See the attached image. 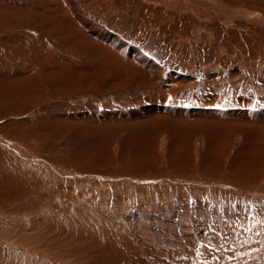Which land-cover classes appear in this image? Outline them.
Returning <instances> with one entry per match:
<instances>
[{"label":"rangeland","instance_id":"1","mask_svg":"<svg viewBox=\"0 0 264 264\" xmlns=\"http://www.w3.org/2000/svg\"><path fill=\"white\" fill-rule=\"evenodd\" d=\"M180 77L189 81L181 86ZM254 114L264 117V0H0V229L39 232L31 247L41 256L1 252L2 244L0 264H103L60 255L73 247L63 240L74 221L116 250L104 254L107 264H204L223 242L240 252L236 264L264 255V198L225 181L264 171V120ZM164 179L223 183L230 192Z\"/></svg>","mask_w":264,"mask_h":264},{"label":"bare ground","instance_id":"2","mask_svg":"<svg viewBox=\"0 0 264 264\" xmlns=\"http://www.w3.org/2000/svg\"><path fill=\"white\" fill-rule=\"evenodd\" d=\"M71 6H73V5H71ZM178 6V5H177ZM80 13V12H79ZM77 23V22H76ZM91 33H92V35H93V37L96 39H101V40H103V38H99L100 36L98 35H96V34H94L91 30H89ZM96 35V36H95ZM93 37H90V41H92L93 43H95V40H93ZM112 40H109L108 38H107V41L108 42H110L111 43V41H114V43H111L112 45H114L115 46V48H117L119 51H120V53L121 52H123V53H125L126 51H122V47L121 48H118V47H116L117 46V41L114 39V38H111ZM105 42H106V40H104ZM101 42V41H100ZM99 48H101L99 45H101V44H97V43H95ZM119 44V43H118ZM137 50H133L132 51V55H133V57L134 56H136V57H139V55H138V53L136 52ZM118 55V54H117ZM136 59V58H135ZM144 69H150V71L151 72H153L152 74H154V77L155 78H152V79H156V73H158V74H161V73H159V71H158V69H156L149 61H146V62H144ZM143 68V67H142ZM125 69V68H124ZM147 70V71H148ZM124 72V71H123ZM122 72V73H123ZM126 72H127V70H126ZM126 72H125V74H126ZM124 74V73H123ZM124 74V75H125ZM129 73H127L126 75H128ZM175 77H177V76H175ZM175 77H173V79H175ZM124 78H126L125 76H124ZM131 78V77H130ZM130 78H129V80H130ZM133 78V77H132ZM139 79V78H138ZM126 80H128V79H126ZM132 80V79H131ZM135 81V80H134ZM172 77L170 78V80H168L166 83H168L169 84V87L171 86V87H175V85H172L171 83H172ZM178 81V83H179V85H181V84H184V83H186L187 81H189V78H187V77H184V78H182V77H180V78H178V80H176V82ZM136 82V81H135ZM152 82V80L151 79H146V80H137V82L136 83H138L139 85H144V84H149V83H151ZM129 83V82H128ZM166 83H165V85H166ZM126 84V82H123V81H118L117 83H115L114 85L116 86V87H120V86H122V85H125ZM133 84H134V82H133ZM136 86V85H135ZM161 86V85H160ZM182 86V85H181ZM187 86V85H186ZM191 86V85H190ZM143 87V86H142ZM166 87V86H165ZM150 88V87H149ZM162 88H164V86L162 87ZM178 87H176V89H177ZM138 89V88H137ZM165 89V88H164ZM175 89V88H174ZM163 90V89H162ZM167 91H170V92H173V90H171L170 88H167ZM167 91H166V93H167ZM163 92V91H162ZM165 92V91H164ZM163 94V93H162ZM165 94V93H164ZM166 95V94H165ZM172 113H177L176 112V109L173 107L172 109ZM169 112H170V110H169ZM203 114H206L205 112H203V111H201ZM201 112H192L193 114H194V116H195V114H197V113H201ZM171 113V112H170ZM181 113H183V114H186V115H188V113L187 112H181ZM244 114H242L241 116H245L246 118H247V116H252V114L251 113H245V112H243ZM151 114V113H150ZM169 114V113H168ZM192 114V115H193ZM211 114V113H210ZM176 115V114H175ZM180 115V114H179ZM186 115H184V116H186ZM229 115H235V114H229ZM240 115V114H239ZM199 116V115H198ZM254 116L256 117V120L257 121H260V120H264V117H262L261 115H256V114H254ZM140 117V116H139ZM214 117V116H213ZM249 118V117H248ZM254 118V117H253ZM218 119V118H217ZM237 119H239V118H237ZM244 120V119H243ZM245 121H248V120H245ZM250 121H251V119H250ZM254 119H253V121H252V123L254 124ZM264 122V121H263ZM255 123H257V122H255ZM259 123V122H258ZM257 123V124H258ZM262 123V122H261ZM252 125V124H251ZM264 124H262V126H263ZM261 126V127H262ZM259 129H261V130H263V133H264V128H260L259 127ZM264 142V141H263ZM263 154V153H262ZM253 156V155H252ZM255 159V158H254ZM250 161V162H249ZM253 162V160H251V158H249L248 159V161L245 163V164H247L248 165V163H252ZM256 162V161H255ZM244 165V164H243ZM261 165V164H260ZM254 167V166H253ZM261 167V166H260ZM251 168V166H249V167H247V170H249ZM242 169H244V168H242ZM243 171V170H242ZM62 174V173H61ZM73 174V173H72ZM67 175V174H66ZM96 176V175H95ZM91 177V176H90ZM89 177V178H90ZM194 177V176H193ZM219 176H215V178L214 179H219L218 178ZM96 178V177H95ZM205 178V177H204ZM132 181H130V183L131 184H134V183H137L138 181L137 180H135V179H131ZM141 180V179H140ZM148 180H149V177H148ZM159 180H163V179H158V180H156L155 179V181L157 182V181H159ZM165 180V179H164ZM83 181V180H82ZM88 182L89 180H87V178L85 179V182ZM91 181V180H90ZM125 181H128V179L127 180H125ZM142 181H143V179H142ZM141 181V182H142ZM174 181V180H173ZM172 180L169 182V180H165V182L163 181V183H167V185L168 186H170L171 184L172 185H174V184H176V186H182V187H186V188H197V187H200L201 186V183L199 182V181H197V180H188V181H184V180H175L174 182H173ZM220 181V180H219ZM225 181H230L231 183H232V185L233 184H235L236 185V187L237 188H235V187H233V189H236L237 191H239L240 193H242V194H245V193H247V194H249V195H252V196H256V197H258V198H264V188L263 189H261L260 188V185L261 184H263L264 185V171L263 172H260V173H249V172H235V173H232V175L229 177V178H225ZM109 182V181H108ZM111 182H114L113 184H115L116 182H118V180H111ZM227 182V184H229ZM110 183V182H109ZM159 183H161L160 181L155 185V186H157V185H159ZM162 183V184H163ZM204 183V182H203ZM230 183V184H231ZM179 184V185H178ZM222 185H224L223 183L222 184H220V183H217V184H213V185H210V184H202V186H201V188L200 189H202V188H204V190H205V188H214L215 190H218V191H221V192H223V191H225V192H230V190H224L225 189V187H222ZM154 186V187H155ZM176 186L175 187H173V188H176ZM205 186V187H204ZM131 187V186H130ZM148 189H149V187H148ZM158 190V189H157ZM167 190V189H166ZM164 191V190H163ZM191 191V190H190ZM208 191H209V189H208ZM217 191V192H218ZM165 192V191H164ZM169 192V191H168ZM201 192V191H200ZM224 192V193H225ZM163 193V192H162ZM196 193V192H195ZM23 195L24 196H26V199H27V197L28 196H30V195H32V193H30V191L29 192H23ZM35 195V194H34ZM123 195V194H122ZM158 195V194H157ZM173 195H175V194H173ZM209 195V194H208ZM210 196H211V194H210ZM33 197H37V196H33ZM159 197V196H158ZM166 197V196H165ZM177 197V196H176ZM206 197H207V195H206ZM25 198V197H24ZM32 198V197H31ZM121 198V197H120ZM164 198V197H163ZM178 198V197H177ZM25 199V200H26ZM157 199V198H156ZM162 199V198H161ZM180 199V198H179ZM208 199V198H207ZM32 200V199H31ZM167 200V199H166ZM177 200V199H176ZM33 201L37 204V206L42 210V211H46V209H44V207H46V206H44L45 204H44V198L41 200V201H39L38 200V198H35V199H33ZM179 201V200H178ZM50 203V202H49ZM179 203H180V201H179ZM174 204V203H173ZM61 205V204H60ZM50 206V205H49ZM48 206V207H49ZM51 206H53V205H51ZM59 206V205H58ZM57 206V207H58ZM175 206V205H174ZM211 206V205H210ZM70 208V207H69ZM72 209H73V207H71ZM48 209H50V208H48ZM47 209V210H48ZM58 209V208H57ZM55 210V207H54V211H58V210ZM62 209V208H61ZM76 209V208H75ZM52 210V208H51V212L53 211ZM64 210V209H63ZM77 210V209H76ZM76 210H75V212H76ZM59 211H61V210H59ZM64 211H67V210H64ZM63 211V212H64ZM48 212V211H47ZM63 212H61V213H63ZM68 212L69 211H67L66 213H63V214H68ZM72 212V211H71ZM153 212V211H152ZM45 213V212H44ZM56 213V215L55 216H57L58 214H57V212H55ZM60 213V212H59ZM159 213V212H158ZM31 214H33V213H31ZM54 214V213H53ZM88 214V213H87ZM86 215V214H85ZM84 215V216H85ZM89 215V214H88ZM45 216H47V215H45ZM58 217V216H57ZM56 217V218H57ZM63 217H65V216H63ZM87 217V216H86ZM103 217V218H102ZM55 218V219H56ZM99 221L101 222H103V224H105V222H106V220H108V218H106V217H104V216H102V215H99ZM129 217H127V220L129 221V219H128ZM135 218H137V217H135ZM69 219V218H68ZM88 219V218H87ZM112 219V218H111ZM138 219V218H137ZM32 220H35L36 222H37V219L36 218H32ZM89 221H92L91 219H88ZM192 220V219H191ZM74 221V220H73ZM96 221H97V219H96ZM136 221H138V220H136ZM140 221V220H139ZM138 221V222H139ZM196 220H194V222H195ZM59 222V221H58ZM99 222V223H100ZM108 222V221H107ZM80 222H78V221H74V224H76V225H74L73 226V230H74V232L72 231L71 233H69V234H67L63 239V241L64 242H66V243H69V244H72L73 245V247H68V249H65V248H62V250H61V252H60V255H62L63 256V254H66L67 256H69V257H71L72 259H75L74 261H76V259H77V261L79 260V257L77 258L76 256H86V257H89V258H91L92 260H94V262H95V259H97V261H98V263H100V262H102L103 264L104 263H108L109 261H110V258L109 257H107V255H105L104 256V254H108L109 255V252L112 250V248H107V246H104V245H101L100 243H98V242H96L95 241V238H93V234L92 233H90V231H89V233H87L86 234V232L84 231H81L79 228H77L78 226H80V224H79ZM89 223V222H88ZM97 224H93V222H91V224H93V225H91V226H88V227H95V226H99L98 225V222H96ZM139 223H141V222H139ZM170 223V222H169ZM60 224V223H59ZM132 224V223H131ZM130 224V222H129V225H131ZM135 224H137V223H135ZM135 224H133V225H135ZM174 224V223H173ZM49 225V224H48ZM108 225V224H107ZM137 225H139L140 226V224H137ZM176 225V224H175ZM174 225V226H175ZM244 225V224H243ZM103 226V225H102ZM132 226V225H131ZM136 226V225H135ZM179 226H182V225H179ZM217 226V225H216ZM106 227V226H105ZM111 227V226H110ZM137 227V226H136ZM141 227V226H140ZM177 227V226H176ZM175 227V228H176ZM81 228V227H80ZM142 228H143V225H142ZM179 228H182V227H179ZM178 228V229H179ZM224 228V227H223ZM228 228V227H227ZM63 229V228H62ZM78 229H79V231H78ZM84 229H85V227H84ZM111 229V228H110ZM109 229V230H110ZM113 229V228H112ZM128 229V228H127ZM149 229H151V227L149 228ZM177 229V228H176ZM230 229V228H229ZM83 230V229H82ZM135 230H137L136 228H135ZM144 230V229H143ZM223 229H221V231H222ZM66 231V230H65ZM88 231V230H87ZM105 230H103V232H104ZM139 231V230H138ZM149 231V230H148ZM227 231H228V229H227ZM239 231H241V228H240V230ZM45 232V231H44ZM43 232V233H44ZM68 232V231H67ZM92 232V231H91ZM106 232V231H105ZM115 231H114V229H113V233H114ZM175 232V231H174ZM206 232V231H205ZM219 232V231H218ZM224 232V231H223ZM25 233V228H23V227H21V226H17V227H15V226H6V228L5 229H0V248L2 247L1 245L2 244H4L5 246H4V250L3 251H1V252H6V253H10V254H14V251H15V248L14 247H16L17 249H19L18 250V254L20 253H26V251H32V252H34L35 250L31 247V245L33 244V242H34V240H35V238H34V235H35V237H38L39 236V232H37V233H34V234H32V235H26V234H24ZM101 233V232H100ZM111 233V232H110ZM145 233V232H144ZM230 233H231V230H230ZM230 233H228V234H230ZM64 234V233H63ZM106 234V233H105ZM132 234V233H131ZM157 234L158 233H156V232H154V233H148L147 235H149V240H153L155 237H157ZM21 235V236H20ZM50 235V234H49ZM53 235V234H52ZM100 235V234H99ZM98 235V236H99ZM128 235V234H127ZM169 235V234H168ZM181 235V234H180ZM216 235V234H215ZM220 235V234H219ZM218 234H217V236H219ZM225 235H226V233H225ZM51 236V235H50ZM49 236V237H50ZM114 236V235H113ZM171 236V235H170ZM230 236V235H229ZM48 237V238H49ZM108 237V236H107ZM110 237H111V235H110ZM130 237V236H129ZM174 237V236H173ZM175 237H177V236H175ZM175 237L173 238V240H174V244H177V245H180V244H182V243H180L181 242V240H179V241H177L176 239H175ZM208 237V236H207ZM212 237H214V236H212L211 235V238ZM224 236H222V238H223ZM51 238V237H50ZM81 238L83 239V240H81ZM102 238V237H101ZM114 238V237H113ZM112 238V239H113ZM124 237H122V235H119V234H116L115 235V238H114V240H115V242H116V239H118L119 241H121L122 239H123ZM211 238L209 237V238H207V239H210L211 240ZM52 239V238H51ZM54 239V238H53ZM134 239V238H133ZM180 239H181V237H180ZM213 239H215V237L213 238ZM221 239V238H220ZM234 239V238H233ZM55 240H56V238H55ZM117 240V242L118 243H120L119 241ZM135 240H137V239H135ZM200 240V239H199ZM215 240H217V239H215ZM214 240V241H215ZM60 241V240H59ZM112 241V240H111ZM111 241H110V239H109V243H111ZM128 239H126L125 241H123L121 244H123V245H129L130 243H131V240H129L128 242ZM168 241H169V239H168ZM171 241V240H170ZM235 242H237V244H240V242H241V240L240 239H238V238H235V240H234ZM58 242V241H57ZM95 242V243H94ZM116 242V243H117ZM210 242V241H209ZM233 242V241H232ZM231 242V243H232ZM56 243V242H55ZM113 244H114V241H113ZM132 244V243H131ZM171 244V243H170ZM212 243H210V245H211ZM57 245V244H56ZM118 245V244H117ZM136 245V244H135ZM195 245V244H194ZM28 246H29V248H28ZM43 246L47 249L48 248V246H50L49 245V242H48V240H44V243H43ZM59 246H61V245H59ZM115 248H116V244H114L113 245ZM213 246V245H212ZM217 248H215V250H213L212 251V248L210 249V250H208V254L206 253V256H205V254H204V256L205 257H203L204 258V261H202V262H204V264H220L221 263V261L223 260V257H225V258H228L230 261H229V264H232L233 262L236 264V262L235 261H239V255L237 254V255H235L236 253H239L240 254V252L238 251V250H230L229 248H227L228 246H227V242H223V244L221 245V244H219V243H217ZM234 246H236V244L234 245ZM238 246V245H237ZM236 246V248L235 249H237V248H239V247H237ZM241 246V245H240ZM133 247H135V246H133ZM182 247H183V245H182ZM215 247V246H214ZM122 248V247H121ZM125 248H127V247H125ZM131 248H132V246H131ZM234 248V247H233ZM241 248V247H240ZM58 249V248H57ZM138 249H141V250H145L144 249V245L143 246H141V245H138ZM2 250V249H1ZM113 250L114 251H116L114 248H113ZM131 250H133V249H131ZM135 250H136V248H135ZM134 250V251H135ZM155 250V249H154ZM164 250V249H163ZM113 251V252H114ZM125 251V250H124ZM139 251V250H138ZM0 252V253H1ZM49 252V251H48ZM55 252V251H54ZM121 252H123V250L121 251ZM126 252V251H125ZM129 252V251H128ZM133 252V251H132ZM131 251H130V255H131V253H132ZM150 252H152V251H148L147 252V254H149ZM256 252V254H253L252 256L254 257V258H250V256H245V258H246V260L244 261V263H242V264H264V255L263 254H261V255H259V253L257 252V251H255ZM36 252H34V254H35ZM52 253V252H51ZM56 253H57V251H56ZM214 253H216V255L214 254ZM17 254V255H18ZM37 254V253H36ZM59 254V253H58ZM111 254V253H110ZM121 254V253H120ZM128 254V253H127ZM134 254V253H133ZM133 254H132V257H133V259H134V256H133ZM166 254V253H165ZM7 255V254H6ZM5 255V256H6ZM24 255V254H23ZM50 255V254H49ZM55 255V254H54ZM57 255V254H56ZM135 255V254H134ZM171 255V254H170ZM203 255V254H202ZM37 256H40V255H38L37 254ZM121 256V255H120ZM1 257H3V256H1ZM8 257V255L6 256V258ZM41 257V256H40ZM57 257V256H56ZM59 257V256H58ZM64 257V256H63ZM85 257V258H86ZM112 257V256H111ZM137 257V256H136ZM215 257H217L218 258V262H214V260H216L215 259ZM3 258H5V257H3ZM27 257L25 256L24 257V259H26ZM39 258V257H38ZM43 258H45V257H43ZM117 258V257H116ZM16 259V258H15ZM46 259V258H45ZM87 259V258H86ZM127 259V258H126ZM132 259V258H131ZM163 259V258H162ZM202 259V258H201ZM200 259V260H201ZM242 259V258H241ZM250 259V260H249ZM2 260V259H1ZM7 260H12L13 261V259H7ZM26 260H28V261H30L29 259H26ZM26 260H24V261H26ZM48 260V259H47ZM192 260V259H191ZM199 260V261H200ZM24 262V263H26V264H31L32 262ZM60 261V260H59ZM64 261V260H63ZM144 261V260H143ZM7 262V261H6ZM173 262V261H172ZM36 263H37V260H36ZM44 263V262H43ZM49 263H51V264H53L54 263V261H50ZM62 263V262H61ZM171 263V262H170ZM199 263V262H198ZM11 264V263H10ZM64 264V263H63ZM193 264V263H192ZM200 264H203V263H201V261H200ZM237 264H241L240 262L239 263H237Z\"/></svg>","mask_w":264,"mask_h":264}]
</instances>
